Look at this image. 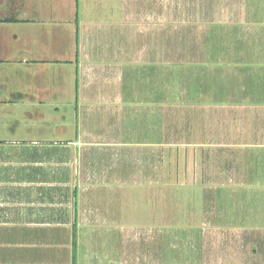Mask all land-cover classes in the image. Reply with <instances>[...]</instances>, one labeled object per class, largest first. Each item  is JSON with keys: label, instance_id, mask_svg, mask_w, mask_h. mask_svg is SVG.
<instances>
[{"label": "crops", "instance_id": "0c3cea01", "mask_svg": "<svg viewBox=\"0 0 264 264\" xmlns=\"http://www.w3.org/2000/svg\"><path fill=\"white\" fill-rule=\"evenodd\" d=\"M58 1L57 14L52 17L49 0H0L3 115H45L39 101L51 108L70 103L66 99L73 83L79 120L74 134L62 130L63 140L0 142V264H79V232L85 226L87 209L92 214L108 206L113 197L111 185L149 184L144 177L150 178L159 167L160 149L164 152V63L149 61L147 52L135 56L107 48L93 50L79 11L76 49H71L66 5L60 10L64 2ZM157 4L161 13L152 14L150 23L165 21L166 2L157 0ZM76 7L80 9L79 0ZM249 34L251 41L264 36ZM247 53L232 54L231 68L220 71L226 78L228 74H253L250 81L239 82L235 90L222 89L220 98L221 91L205 75L196 89L191 87L189 96L196 104L193 115H239L235 137L243 141L223 151L225 155L237 151V166L232 165L237 167L236 177L245 175L246 184L258 186L260 193L264 190V172L259 170L260 163L264 165V97L258 94L264 91V48L251 51V59ZM195 66L189 71H216L213 66ZM128 73L145 87L142 92L134 88V81L127 84ZM129 117L140 119L141 127L137 132L131 130V138H121L129 133L124 130ZM252 162L258 169L256 178L250 179L245 167ZM143 168L146 171L140 172ZM233 173L223 170L222 177L230 182ZM102 214L111 218L107 210Z\"/></svg>", "mask_w": 264, "mask_h": 264}, {"label": "rangeland", "instance_id": "374dc122", "mask_svg": "<svg viewBox=\"0 0 264 264\" xmlns=\"http://www.w3.org/2000/svg\"><path fill=\"white\" fill-rule=\"evenodd\" d=\"M57 2L49 0L52 17ZM63 2L59 9L66 5L71 49H76L79 11L93 50L147 52L145 58L160 61L165 68V146L159 167L150 171V178L144 177L149 184L111 185L113 197L101 210L111 212L115 224L101 210L91 214L87 209L79 232V264H264V190L259 193L258 186L246 184L245 175L237 178V167H232L237 166V151L227 155L223 151L243 141L235 137L239 115H193L195 101L189 96L205 75L221 91L220 98L223 90H235L239 82L255 77L244 73L226 78L220 70L231 68L232 54L248 52L251 59V51L264 48V36L260 41L249 39L251 32L264 35V0H165L164 23L157 19L150 23L152 14L161 13L157 0H79L80 9L78 0ZM195 65L216 71H189ZM133 79L128 73L127 84L134 81V88L142 92L145 87ZM259 92L264 97L263 89ZM68 96L70 103L53 108L39 101L45 115H3L0 110V142L63 140L62 130L74 134L79 120L73 83ZM131 119L124 127L129 133L121 138H131V130L140 129L141 120ZM257 167L248 164L247 177L256 178ZM223 170L228 175L235 171V177L231 174L227 182ZM259 170L264 172L262 163ZM72 234L71 226V240Z\"/></svg>", "mask_w": 264, "mask_h": 264}, {"label": "trees", "instance_id": "16d2710c", "mask_svg": "<svg viewBox=\"0 0 264 264\" xmlns=\"http://www.w3.org/2000/svg\"><path fill=\"white\" fill-rule=\"evenodd\" d=\"M75 245H76V242H75Z\"/></svg>", "mask_w": 264, "mask_h": 264}]
</instances>
